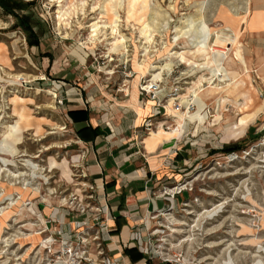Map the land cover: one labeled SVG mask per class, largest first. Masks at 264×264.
Returning a JSON list of instances; mask_svg holds the SVG:
<instances>
[{
    "label": "rangeland",
    "instance_id": "1",
    "mask_svg": "<svg viewBox=\"0 0 264 264\" xmlns=\"http://www.w3.org/2000/svg\"><path fill=\"white\" fill-rule=\"evenodd\" d=\"M85 1L81 8L80 0H0V146L11 136L9 126L24 117L18 154L0 155L15 160L7 167L0 161V210L11 211L6 219L0 217V264H47V249L23 239L35 231H44L39 235L43 242L51 238L53 250L63 244L80 249L84 238L93 250L94 236L103 244L108 208L100 204L91 157L103 149V154L143 150L144 142L148 150L162 143L169 173L176 174V179L163 176L173 184L156 187L153 197L185 185L181 193L170 191L197 201L190 210L200 228L192 237L207 247L200 255L220 264L230 253L235 264H252L253 255L264 254L248 243L258 237L264 249V27L255 21L240 31L236 46L246 71L234 60L231 44L220 47L224 67L238 71L243 81L235 92L224 91L228 79L220 81L219 73L197 69L178 54L191 59L189 52L195 51L180 32L187 18L204 19L211 31L228 33L215 20L220 5L230 10L248 2L243 14L259 12L262 17L264 0H204L214 12L211 18L205 3L200 7L202 0H151L150 11L140 7L141 0H123L118 30L125 39L117 51L108 40L109 28L103 29L100 41L90 36L91 23L111 21V15L100 13L103 0ZM128 1L135 4L132 11ZM61 7L68 14L59 25ZM148 13L157 20L151 42ZM213 34L209 46L216 49ZM193 61L204 62L200 54ZM154 62L158 70L150 67ZM165 62H171L170 69ZM200 76H205L202 83L197 82ZM213 88L218 90L207 93ZM242 92L251 97L247 108L242 107ZM194 95L205 98L203 122L189 120L198 109ZM160 129L181 132L153 144L149 138ZM26 160L38 165V171L33 174ZM4 168L20 177L1 172ZM12 200L18 204L8 206ZM31 204L35 214L28 211ZM96 229L99 235L92 236Z\"/></svg>",
    "mask_w": 264,
    "mask_h": 264
},
{
    "label": "crops",
    "instance_id": "2",
    "mask_svg": "<svg viewBox=\"0 0 264 264\" xmlns=\"http://www.w3.org/2000/svg\"><path fill=\"white\" fill-rule=\"evenodd\" d=\"M243 3L245 2H241L240 8L233 6L230 10H227V5L222 4L220 5L221 9H218L215 15L216 21L232 30L236 43H238L243 25L248 28L257 21L260 27H264V19H262L264 15L261 17L259 12H254L249 13L247 17L243 13L244 7L248 8L249 4L248 2L246 5ZM210 7V4L205 3V10L209 18L214 13ZM257 15L260 16V19ZM86 124L84 122L79 126ZM143 144V150H132L127 153L123 150H112V152L103 154L102 152L105 150L103 149L91 157L93 160L91 170L95 174V181L99 188L100 204L106 205L108 208V213L102 223L108 226L106 231L101 234L104 243L102 244L99 239H95L93 242L100 243L106 255L121 264H149L144 260V254L131 240V235L142 219L156 209L164 207L165 202L153 197L154 189L160 185L167 186L173 183L162 179V177L166 176L171 179L176 176V174L169 173L171 171L168 166V156L161 149L162 143L157 144L153 150H148L145 142ZM103 147L107 148L104 144ZM185 200H190L187 193L174 197L177 209ZM97 234L99 235V230L96 229L92 231L91 235ZM138 255L140 258L137 259Z\"/></svg>",
    "mask_w": 264,
    "mask_h": 264
},
{
    "label": "bare ground",
    "instance_id": "3",
    "mask_svg": "<svg viewBox=\"0 0 264 264\" xmlns=\"http://www.w3.org/2000/svg\"><path fill=\"white\" fill-rule=\"evenodd\" d=\"M138 1V0H137ZM136 1V2H137ZM142 1V5H140V7H146L149 11L151 10V6L154 5L153 2H151V0H141ZM188 1V0H187ZM207 1V0H206ZM61 2V1H60ZM123 0H103L102 1V5H101V12L100 13H105L108 15H111V21L109 24H102L100 25L98 22H93L91 23V33L90 36L93 40L97 41L99 40V36L100 34L103 32V29L105 28H109L110 30V35L111 37L108 39L110 41L111 39V44H112V49L114 51H117L119 49V45L118 42L121 43V45H123V41L125 39V36L119 33V8H121L123 6ZM135 2V0H134ZM86 1L85 0H80V6L81 8L84 7ZM205 1L202 0L201 2V6L202 7L204 5ZM141 4V2L139 3ZM134 3L133 2H129L128 1V8L129 11H132L133 7H134ZM198 5V4H197ZM196 5V6H197ZM63 7V6H62ZM62 7L59 9L58 11V15H57V19H58V23L59 25L62 23V21H64V16H66L68 14L67 11L63 10ZM137 7V6H136ZM198 7V6H197ZM85 8V7H84ZM95 7H93L94 9ZM145 8V10H146ZM204 8V7H203ZM137 9V8H136ZM83 10V9H82ZM81 10V11H82ZM71 11V10H70ZM94 11V10H93ZM142 11V10H141ZM78 12V11H77ZM76 12V13H77ZM140 12V11H139ZM198 12V11H196ZM83 13V12H82ZM135 13V12H134ZM141 14V13H140ZM139 14V15H140ZM101 15V14H100ZM104 15V16H105ZM144 16V15H143ZM106 17V16H105ZM132 17V16H131ZM145 17V16H144ZM142 18V17H141ZM204 18V17H203ZM143 21V19H142ZM186 28H184V30H180V32L182 33V35H186V37L190 38L191 44L193 46V48L195 49V51H191L189 53H191L192 56V60L189 58H186L185 56L187 55L186 53H179L178 56L181 59H184L188 62H190L193 66H195V68L199 69H203L205 67V69L209 70L211 72L212 75H217L219 73V75L222 77V79L220 81H225L226 79H228L229 82H227L225 84L224 87V91H228V92H235L239 87H241L243 85V81L242 80H238V71L233 70V69H226L223 65V60L225 58V53L223 50L220 49V47L224 46L225 44H231L232 48H233V55H234V60L239 61V65L241 68L245 69L246 71V64L245 61L243 59V57L241 56V50L239 48V45L236 46V42L234 40L233 37V32L231 29H228L229 32L225 33L223 30L218 31H211V29L208 27V25H206L204 19H194V18H187L186 20ZM66 22V21H65ZM141 22V21H140ZM167 21L164 22L163 26L166 24ZM157 23V20L155 17H153L152 15H150L149 13L146 16V27L148 28V36H147V41L151 42V30L152 27L155 26ZM70 25V24H69ZM70 28V27H69ZM164 29V28H163ZM224 29V28H223ZM107 30V29H106ZM138 32V31H137ZM212 32L214 33V45L218 48L214 49L213 47L210 48L209 46V40H211V34ZM105 35V32L104 34ZM212 35V37H213ZM89 36V37H90ZM154 36V35H153ZM178 36H176L175 38H178ZM119 39V40H118ZM154 39V38H153ZM100 41V40H99ZM94 42V41H93ZM176 42V41H175ZM184 42V41H183ZM147 44V43H146ZM150 44V43H149ZM143 47V46H142ZM186 49V48H185ZM211 50V51H210ZM145 51H146V47H145ZM172 54H174L175 56L177 55V51H172ZM195 54H200L203 57V63L202 64H197L196 62L193 61L194 59V55ZM168 57V56H167ZM177 57V56H176ZM171 58V57H170ZM179 58V59H180ZM177 59V58H175ZM230 61H232V59H229ZM172 61V60H170ZM168 62V61H167ZM155 63V62H154ZM152 64L150 67L152 69L158 70L160 67V65H156ZM166 63V62H165ZM232 63V62H231ZM186 64V63H185ZM234 64V62L232 63ZM191 65V66H192ZM171 66V62L170 63H166V67L170 69ZM165 67V66H164ZM163 67V68H164ZM165 67V68H166ZM190 67V66H189ZM148 69V68H147ZM146 69V70H147ZM162 69V68H161ZM194 70V69H193ZM153 71V70H151ZM210 74V75H211ZM211 75V76H212ZM159 73L153 76V80L158 79ZM205 77V76H204ZM200 76V78L197 80L198 83H202L203 80H205V78ZM215 77V76H214ZM218 77V75H217ZM213 79V78H212ZM217 84V83H216ZM148 86V85H147ZM222 86V85H219ZM201 87V86H200ZM218 89L217 88H213L211 90L208 89L207 93H213L216 92ZM196 91V90H195ZM207 95V94H206ZM205 95V96H206ZM201 96V95H200ZM203 97V96H202ZM212 97V96H211ZM241 97L244 100V102L242 103V101H239L242 103V107L243 108H247L249 107V105H251V97L250 95H248L247 92H242L241 93ZM207 98V97H206ZM227 98V97H225ZM205 100V98H204ZM204 100H202V98H200L197 95H194V103L197 105V112L193 115L189 116V120H193L195 118H197V120L199 122H203L205 120V114H201V110L203 109V107L206 106V104L204 103ZM218 102L216 101V104ZM213 104V103H212ZM205 105V106H204ZM24 121V117L22 115L19 116V119L13 124L9 126V132L11 134L10 137H6L4 139L3 144L0 146V155H9L10 157H14L15 155L18 154V148L17 146L19 144L22 143V139H23V132H24V126L22 125ZM177 123L180 124L182 123V116L177 114ZM180 129H177L176 131H172L170 133H164L161 129L157 132V133H152L151 137L149 138V140L152 141L153 144L155 143H159L161 140L163 139H169L170 137L174 136L175 134L178 135L180 134ZM17 157V156H16ZM0 161L3 163V165L5 167L7 166H12L15 160H10L7 159L3 156H0ZM53 162V161H52ZM26 163L28 165L31 166V168L33 169V172L31 170V172L34 174L35 170L38 171V165L34 164L33 162H31L30 160H26ZM52 165V164H51ZM1 167V166H0ZM54 167V166H53ZM2 171H7L12 178H19L20 174L19 173H12L10 171V169H1ZM40 172V171H39ZM6 173V172H5ZM1 177V176H0ZM44 177V176H43ZM46 178V177H45ZM39 188V187H38ZM36 189V188H34ZM36 193L38 190H34ZM50 195V194H49ZM10 196V195H8ZM61 201V200H60ZM18 204V201H14L12 200L8 206H13ZM48 204V203H47ZM63 204V203H62ZM4 207V206H3ZM2 207V208H3ZM27 208V207H26ZM23 210V208L21 207V209L17 210V212H21ZM28 211L32 212L35 214V206L34 204H31L30 208L28 209ZM16 212V213H17ZM11 214V211H7L4 208L0 210V217L1 219H6L9 215ZM214 214V213H213ZM42 219V218H41ZM15 220V219H14ZM24 221V220H23ZM34 221V220H33ZM36 222V221H35ZM34 222V223H35ZM38 222V220H37ZM26 223V222H25ZM31 223V221H30ZM32 223V224H34ZM36 224V223H35ZM9 226V225H8ZM32 226V225H29ZM243 231L246 232L245 234H249L251 232V229L243 224ZM4 229V228H3ZM41 231V230H40ZM40 233L38 232H33L29 235H25L23 237V239H30L33 243L37 242L39 244H41L43 247L46 246V242H43L41 240V238L39 237ZM242 235V234H241ZM51 239V238H50ZM252 243L255 247L257 246L260 250L264 251V249H262L259 241L258 237H254L253 239H248V243ZM8 244V243H7ZM61 248V247H60ZM33 249V248H32ZM31 250V249H30ZM259 252V251H258ZM38 253V252H37ZM253 257L255 258L253 260L252 264H264V254L261 255H253ZM5 263V262H4ZM3 263V264H4ZM48 264V263H47ZM220 264H235L233 256L229 253L227 255L226 258H224L222 260V262H220Z\"/></svg>",
    "mask_w": 264,
    "mask_h": 264
},
{
    "label": "built area",
    "instance_id": "4",
    "mask_svg": "<svg viewBox=\"0 0 264 264\" xmlns=\"http://www.w3.org/2000/svg\"><path fill=\"white\" fill-rule=\"evenodd\" d=\"M184 189L185 185H179L164 190L157 197L166 201L164 207L156 209L142 219L131 235V240L135 242L144 254V260L149 264H212L200 255V251L207 247L199 246L194 241L195 237H192L200 232L196 225L197 215L190 210L191 204L197 201H182L178 209L174 203L175 193L170 190L181 193ZM93 239L97 237L94 236ZM44 242L49 257L48 264H121L109 258L100 243L92 250L85 238L80 241V249H74L71 247L72 244H63L60 249L53 250L50 238L47 237ZM63 257L65 259H62Z\"/></svg>",
    "mask_w": 264,
    "mask_h": 264
},
{
    "label": "trees",
    "instance_id": "5",
    "mask_svg": "<svg viewBox=\"0 0 264 264\" xmlns=\"http://www.w3.org/2000/svg\"><path fill=\"white\" fill-rule=\"evenodd\" d=\"M140 258V256L138 255L137 259Z\"/></svg>",
    "mask_w": 264,
    "mask_h": 264
}]
</instances>
